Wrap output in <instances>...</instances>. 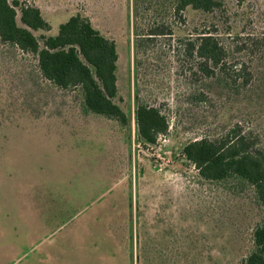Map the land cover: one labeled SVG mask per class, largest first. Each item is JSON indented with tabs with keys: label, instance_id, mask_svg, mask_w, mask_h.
Listing matches in <instances>:
<instances>
[{
	"label": "rangeland",
	"instance_id": "374dc122",
	"mask_svg": "<svg viewBox=\"0 0 264 264\" xmlns=\"http://www.w3.org/2000/svg\"><path fill=\"white\" fill-rule=\"evenodd\" d=\"M27 2L51 25L37 37L80 13L115 41L114 100L128 122L84 113L76 89L55 88L33 55L0 43V264H238L264 217L254 191L235 178L203 181L181 149L234 122L264 145V0H223L225 11L210 15L184 11L174 36L206 24L240 47L252 73L253 101L213 84L204 104L185 99L191 88L174 74L171 52L150 53L157 67L135 78L132 0ZM137 97L168 118L154 144L138 139Z\"/></svg>",
	"mask_w": 264,
	"mask_h": 264
},
{
	"label": "trees",
	"instance_id": "16d2710c",
	"mask_svg": "<svg viewBox=\"0 0 264 264\" xmlns=\"http://www.w3.org/2000/svg\"><path fill=\"white\" fill-rule=\"evenodd\" d=\"M223 6V0H132L135 78L140 68L153 70L156 64L151 62L150 53L157 49L156 59L162 58L160 54L164 52L172 53L178 66L174 74L182 75L190 84H186L191 88L186 100L201 104L210 101L208 91L216 84L232 96L253 101L252 73L237 56L240 47H228L206 24L174 36L175 29L185 24L186 8L210 15L223 13ZM50 28L36 5L27 0H0V43L33 55L38 75L55 88L76 89L84 113L125 125L127 113L114 100L118 92L115 41L100 33L80 13L59 23L54 35L37 37L33 33ZM134 120L138 139L147 144H154L169 127L161 105L147 103L140 97L135 102ZM205 120L208 121L206 117ZM222 127L213 134L190 139L181 154L203 181L235 178L246 183L264 212V145L260 136L239 122ZM251 244L238 264H264V217L252 229Z\"/></svg>",
	"mask_w": 264,
	"mask_h": 264
}]
</instances>
